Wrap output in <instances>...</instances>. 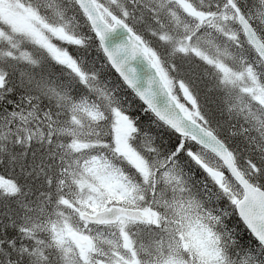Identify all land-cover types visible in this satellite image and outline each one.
Listing matches in <instances>:
<instances>
[{
	"label": "snow or ice",
	"instance_id": "obj_1",
	"mask_svg": "<svg viewBox=\"0 0 264 264\" xmlns=\"http://www.w3.org/2000/svg\"><path fill=\"white\" fill-rule=\"evenodd\" d=\"M44 0L30 9V16L25 22L24 34L27 42L43 51L58 66L70 67L79 71L66 54L54 47L48 31L64 35V29H56L47 23L42 14L48 9ZM87 11V8H85ZM150 11L161 33L159 42L165 47L166 55L172 57L174 71L192 93L194 102L198 99L197 82H205L206 91L221 94L224 108L235 115L244 114L246 99L256 97L264 100V0H258L254 7L247 6V0H151ZM127 15V13H125ZM19 47V44L12 45ZM143 51L159 63V50L145 46ZM39 65L40 60H33ZM7 75L0 70V81ZM25 91L33 111L29 116L38 118L36 109L40 107V97H56V107L61 109L57 117L72 115V123L79 125L75 114L82 110V103L66 93L59 92L55 85L47 80L29 78ZM10 91V90H9ZM2 98V97H0ZM25 97L21 96L23 100ZM93 119L99 114L92 112ZM13 112L0 116V163L3 156L13 164L22 163L27 152H13L8 145L32 148L34 143L48 144L46 156L35 159L32 171L28 175L39 177L43 174L49 191L42 193L49 203L55 202L52 214L60 217L62 226L53 223L54 239L57 246L63 247L66 238L71 237L78 244L82 239L79 229L72 223V217L64 215L61 209L72 210L79 214L83 222L115 228L122 242L118 247L127 250L125 257L118 252L111 264H183L180 250L187 247L184 243L187 235L183 228L187 219L186 206L170 200L163 188L157 187L153 179L154 169L150 161L131 143L129 132L121 131L120 113L103 135L96 136V143H82L77 128L62 127L66 121L52 119L51 112L44 113L48 128L47 139L38 124L32 127H12L15 117ZM244 119L251 125L245 132L258 133L250 136L257 148L264 147V109L259 112L248 107ZM24 125L31 123L29 117L21 116ZM53 125H56L54 128ZM131 130V125H129ZM54 133L67 134L70 143H53ZM107 139L108 143H102ZM219 143V142H218ZM224 146L220 144L222 149ZM99 148L107 155H81L83 149L94 151ZM59 159V167L51 161ZM53 176L56 179L55 196ZM159 183H164L160 181ZM72 191L65 192V185ZM22 186L16 182L0 181V195H18ZM241 204L240 201H235ZM241 206L240 216L255 248H246V258L242 264H264V192L250 188ZM79 205V206H77ZM89 209L91 211H89ZM175 225V227H173ZM179 234V239H177ZM229 236L231 232L229 230ZM167 239V254L165 241ZM232 243L237 240L232 238ZM81 247L85 264H90L89 251ZM65 264H74L65 253ZM202 264H234L227 253L218 247L208 246V255Z\"/></svg>",
	"mask_w": 264,
	"mask_h": 264
},
{
	"label": "trees",
	"instance_id": "obj_2",
	"mask_svg": "<svg viewBox=\"0 0 264 264\" xmlns=\"http://www.w3.org/2000/svg\"><path fill=\"white\" fill-rule=\"evenodd\" d=\"M23 4L30 11L38 4L37 0H14ZM48 2V0H44ZM48 9L42 14L53 28H67L68 40L56 37L53 32L49 39L54 47L66 54L69 61L76 64L79 71L70 67L58 66L40 49L27 42L24 32L15 29L0 11V70H3L7 79L2 82L4 88L0 89V116L9 113L33 111L25 91L26 82L30 77L49 81L61 93L70 95L82 103V114L89 116L90 123L82 127L85 130L80 134L82 143H96V136L103 135L107 128L117 119V112L125 124V132H129L131 143L152 163L154 169L153 179L157 187L163 188L170 200L186 206V227H197L206 230L215 247L223 249L230 262L242 264L246 258V248H255L247 229L238 217L235 210V201L241 197L239 194L231 195L223 189L210 172V165L198 158V152L207 154L218 163V167L231 182L232 179L222 164L210 153L200 148L187 138H181L167 126L158 121L152 113L140 102L137 96L129 90L118 75L113 71L104 56L101 47L86 19L77 7L74 0H50ZM101 10L108 9L125 21L133 31L140 35L146 44L153 50H159L158 65L163 71L166 80L180 103L198 122L213 131L217 137L231 151L234 161L243 176L253 185L264 191V147L257 148L250 136H257L255 132H245L251 125L244 119L248 107L259 112L264 105L256 97L246 99L244 114L235 115L224 108L221 94L206 91L205 82H197L196 91L198 99L194 102L190 90L181 83L179 76L173 69L172 57L166 55L165 47L159 42L161 35L155 22L154 13L150 11L151 0H96ZM243 3L244 0H241ZM258 0H247L248 7H254ZM20 5V4H19ZM127 13V15H125ZM48 23V24H49ZM67 34V33H66ZM74 39V40H70ZM19 44V47L12 45ZM33 60H40L37 66ZM10 90V91H9ZM21 96L25 98L22 100ZM36 109L38 119L44 121V113L51 112L52 119L66 121L62 127L74 128L72 115L57 117L55 113L61 111L56 107V97H40ZM99 114L93 119L90 111ZM88 111V112H87ZM17 115V116H18ZM78 114H75V119ZM37 119V120H38ZM94 120V122L92 121ZM46 121L41 123L47 139L48 128ZM84 125V124H83ZM131 125V130L128 129ZM55 128L56 125H53ZM128 127V128H127ZM53 143H70L67 134L54 133ZM102 143H108L107 139ZM48 144L34 143L32 148L26 146L8 145L13 152H27L28 156L22 161L24 171L19 164H13L3 156L0 163V181H14L22 186V193L18 195H0V264H65V255L61 249L52 243V248L44 250L42 255L34 254L35 237L50 242V233L39 230L35 235L29 231L36 230L42 224L55 221L58 216L52 214L56 205L54 200L49 203L42 193L49 191L45 184L43 174L39 177L28 175L32 171L35 159L46 156ZM107 155L99 148L94 151L83 149L81 155L90 154ZM197 155V156H196ZM54 167H59L57 158L51 161ZM164 183H159L160 181ZM56 179L53 176V196H55ZM65 192L72 191L67 184ZM66 213L65 209H61ZM78 217L72 210L68 211ZM67 213V214H68ZM88 227V225H84ZM175 227V225H173ZM31 230V232L33 231ZM229 230L231 237L229 236ZM232 238L237 240L232 243ZM37 251V250H36ZM187 253V252H185ZM165 254H167V240L165 241ZM183 264H202L192 256H185Z\"/></svg>",
	"mask_w": 264,
	"mask_h": 264
},
{
	"label": "water",
	"instance_id": "obj_3",
	"mask_svg": "<svg viewBox=\"0 0 264 264\" xmlns=\"http://www.w3.org/2000/svg\"><path fill=\"white\" fill-rule=\"evenodd\" d=\"M75 2L87 17L109 64L142 104L178 136L190 139L222 162L230 176L243 191V196L239 200L241 204H236V212L242 220L240 216L241 206H247L244 201L250 188H255L260 192L264 191L250 183L240 173L230 150L215 133L187 113L170 90L151 56L139 51V49L147 46L143 39L123 20L112 13L108 14V19L111 22L109 23L95 0H75ZM220 144L224 146L222 149ZM86 223L97 225L90 222ZM71 240L80 248H87L90 243L88 238L82 239L79 244L72 238Z\"/></svg>",
	"mask_w": 264,
	"mask_h": 264
},
{
	"label": "rangeland",
	"instance_id": "obj_4",
	"mask_svg": "<svg viewBox=\"0 0 264 264\" xmlns=\"http://www.w3.org/2000/svg\"><path fill=\"white\" fill-rule=\"evenodd\" d=\"M38 3L40 0H37ZM45 2L46 4H50L51 2ZM12 2H15L14 0H0V11H2L4 18L7 19V21L17 30L23 31L25 28V22L30 16V11L27 10V8L23 7V4L16 2V4L13 5ZM104 13L107 15L108 14V9L104 8ZM1 15V14H0ZM49 23V22H47ZM50 25V23H49ZM63 28L59 27L58 29ZM64 29V28H63ZM52 31H48L47 35L48 37L50 36V33ZM67 33V34H66ZM70 32H68V29H64V35H58L56 32H53V34L56 37H62L64 40L67 39L70 36ZM74 40V39H70ZM3 85L2 82H0V89L2 90ZM258 101L261 102L262 105H264V100L257 99ZM88 112V111H87ZM29 113L31 111H25L22 113H19L18 116L15 117L14 122L12 127L15 128L17 125L24 127H32L33 130H35L36 126L39 124L40 125V130L41 132L44 133V127L41 125V123H44L43 120L41 119H35L33 120L30 116ZM78 117L75 119L79 121V125L73 124L74 128H77L80 134H83L85 130H82V127L87 126L88 122L90 123L89 116L86 114L85 116L82 114L81 111L78 113ZM21 116L29 117V120H31V123L28 125H24L23 121L21 120ZM94 122V120L92 119ZM84 124V125H83ZM125 124L124 122L121 123V131L125 132ZM128 128V127H127ZM129 129V128H128ZM82 138V137H80ZM197 156V155H196ZM198 158H200L201 161L207 162L211 167H210V172L212 176H214L216 182L223 188L227 189V192H230L232 196L234 194H239L240 192H235L238 191L239 187L235 184V182H231L227 179L226 175L223 173V171L218 167V163L214 161L212 158H210L207 154L203 152H198ZM79 206V205H77ZM66 216H71L72 217V223L75 227L79 229V232L81 235L89 237L92 240V249L89 251L88 255L90 258V264H111V260L115 258V253L118 252L120 255L127 256V250L124 249L123 247H118V245L122 242L118 231L113 227H105V226H96L93 228H87L84 226L82 222L79 221L78 217L75 218L74 215L71 213H68L69 210L65 209ZM71 211V210H70ZM89 211H91L89 209ZM68 213V214H67ZM77 215V213H76ZM53 223H56L58 226H62L60 217L56 219L55 221H50V223H45L42 224L40 227H38L36 230V227H34L32 232L31 230L29 233L31 235H35L39 230H43L44 232H47L48 234L50 233L52 241L47 242L43 241L37 237H35V249L34 254L42 255L44 250H47L49 248H52V243L55 242L54 245L56 244V241L54 239V232H53ZM183 231L185 233H191L190 235L186 236V239L184 240V243L187 244V247H184L182 250L179 252V256L184 260L183 258L185 256H192L193 259L203 261L207 255H208V246L212 245L215 247L213 241L210 240L209 236L210 235L206 230L198 229L196 226L195 227H186L183 228ZM177 239H179V234H177ZM167 240V239H166ZM63 254L67 253V256L71 258L74 262V264H85L84 258L81 255V249L77 248L73 245V243L70 240V237L66 238L65 243L63 247L61 248L58 246ZM187 252V253H185Z\"/></svg>",
	"mask_w": 264,
	"mask_h": 264
}]
</instances>
